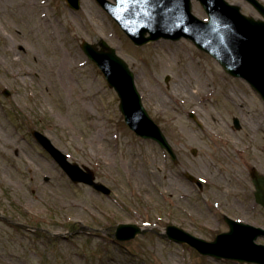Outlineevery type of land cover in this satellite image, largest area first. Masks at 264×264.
Here are the masks:
<instances>
[{
	"label": "rangeland",
	"instance_id": "374dc122",
	"mask_svg": "<svg viewBox=\"0 0 264 264\" xmlns=\"http://www.w3.org/2000/svg\"><path fill=\"white\" fill-rule=\"evenodd\" d=\"M227 1L261 18L247 0ZM193 6L208 18L200 1ZM100 38L135 72L178 163L126 123L117 92L81 47ZM34 129L91 167L110 196L74 183ZM253 167L264 174V98L192 40L137 46L96 0L79 10L66 0H0V264H258L163 236L176 224L213 240L229 230L224 214L264 227ZM121 222L148 231L118 240L111 233Z\"/></svg>",
	"mask_w": 264,
	"mask_h": 264
},
{
	"label": "water",
	"instance_id": "95a60500",
	"mask_svg": "<svg viewBox=\"0 0 264 264\" xmlns=\"http://www.w3.org/2000/svg\"><path fill=\"white\" fill-rule=\"evenodd\" d=\"M121 25L137 45H143L161 37L178 40L191 39L200 49L213 55L224 69L234 77L246 79L264 98V4L259 0H247L258 10L262 18L242 12L241 6L227 0H198L207 12L208 20L193 12V0H97ZM75 10L81 8V0H67ZM82 49L104 72L110 87L120 96L119 108L129 126L143 138L156 140L170 152L177 162V155L162 128L155 122L143 103V97L135 81V73L128 62L106 40L97 43L86 40ZM169 79V78H168ZM6 95L9 90L4 91ZM237 128L241 127L235 118ZM37 141L50 152L71 179L84 182L99 191L111 189L96 181L95 173L88 166H81L68 159V155L56 147L42 132L33 131ZM196 152V150H193ZM256 185V199L264 205V175L256 168L251 171ZM195 180V176L188 175ZM198 182L202 186L201 182ZM230 230L220 233L214 240L195 236L187 230L170 225L166 237L189 243L203 255L254 261L264 264V244L257 238L264 236V229L224 216ZM144 230L136 224L121 223L117 226V238L130 240Z\"/></svg>",
	"mask_w": 264,
	"mask_h": 264
},
{
	"label": "bare ground",
	"instance_id": "6f19581e",
	"mask_svg": "<svg viewBox=\"0 0 264 264\" xmlns=\"http://www.w3.org/2000/svg\"><path fill=\"white\" fill-rule=\"evenodd\" d=\"M193 9H194V6H193ZM197 10V9H196ZM161 59L163 60V62L165 61V57H161Z\"/></svg>",
	"mask_w": 264,
	"mask_h": 264
}]
</instances>
